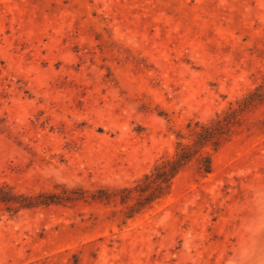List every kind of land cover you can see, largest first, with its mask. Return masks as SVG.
<instances>
[{"label": "rangeland", "instance_id": "rangeland-1", "mask_svg": "<svg viewBox=\"0 0 264 264\" xmlns=\"http://www.w3.org/2000/svg\"><path fill=\"white\" fill-rule=\"evenodd\" d=\"M0 264H264V0H0Z\"/></svg>", "mask_w": 264, "mask_h": 264}, {"label": "trees", "instance_id": "trees-1", "mask_svg": "<svg viewBox=\"0 0 264 264\" xmlns=\"http://www.w3.org/2000/svg\"><path fill=\"white\" fill-rule=\"evenodd\" d=\"M210 170H211V166H210V164H209V166H207V168H206V171H207V172H210Z\"/></svg>", "mask_w": 264, "mask_h": 264}]
</instances>
